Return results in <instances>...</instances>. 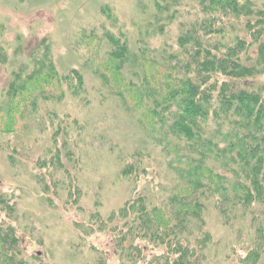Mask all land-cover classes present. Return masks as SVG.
I'll return each instance as SVG.
<instances>
[{"label": "rangeland", "instance_id": "374dc122", "mask_svg": "<svg viewBox=\"0 0 264 264\" xmlns=\"http://www.w3.org/2000/svg\"><path fill=\"white\" fill-rule=\"evenodd\" d=\"M157 1L0 0V233L12 232L0 238V264H19L17 251L26 264L166 260L164 246L136 233L141 220L125 205L143 185L154 186L158 172L139 175L135 186L122 174L135 157L144 165L161 162L150 137L158 122L143 121L147 103L137 99L131 107L135 95L144 94L135 73L143 55L171 41L176 31V24L155 19ZM118 41L130 50L124 75L110 56ZM49 54L59 72L82 74V90L75 92V80L74 89L65 85L64 93H56L54 80L12 99L11 89ZM9 100L19 107L16 118ZM215 210L206 212L211 236L206 264H253L254 245L224 225ZM263 261L264 255L256 264Z\"/></svg>", "mask_w": 264, "mask_h": 264}, {"label": "trees", "instance_id": "16d2710c", "mask_svg": "<svg viewBox=\"0 0 264 264\" xmlns=\"http://www.w3.org/2000/svg\"><path fill=\"white\" fill-rule=\"evenodd\" d=\"M186 1H157L155 19L176 24L175 34L157 51L148 52L153 55L144 54L142 65L134 55L144 94L135 95L131 107L137 99L147 103L143 121L149 126L158 122L156 129L150 128V137L160 149L161 162L144 165L135 157L122 167L134 186L139 175L153 168L158 172L156 184L143 185L138 197L125 205L141 220L136 233L141 230L140 237L167 249L166 260L159 264H206L211 240L206 212L212 209L224 225L254 245L250 257L256 264L264 255V4ZM159 30L163 32L162 25ZM112 44L111 60L124 75L129 46ZM54 80L56 93H64L65 85L74 89L75 80L76 93L83 87L81 73L59 72L49 54V60L9 94L12 99L24 96ZM9 105L16 118L19 107L13 100ZM12 237L18 250L15 233ZM125 243L122 238L120 246ZM4 249L9 252L11 247ZM17 253L18 263L26 264Z\"/></svg>", "mask_w": 264, "mask_h": 264}]
</instances>
